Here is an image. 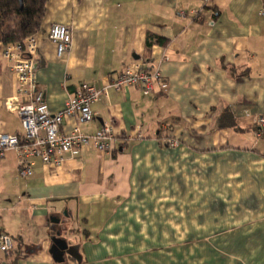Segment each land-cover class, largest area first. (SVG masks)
<instances>
[{"label": "crops", "instance_id": "obj_1", "mask_svg": "<svg viewBox=\"0 0 264 264\" xmlns=\"http://www.w3.org/2000/svg\"><path fill=\"white\" fill-rule=\"evenodd\" d=\"M261 6L49 0L37 33V83L52 112L63 111L80 85L103 89L133 61L157 70L161 81L154 94L110 89L92 105L93 120L82 131L111 126L112 152L90 145L59 167L35 160L28 178L19 176L15 152L0 159V231L19 244L16 256L0 255V264H56L51 218L65 213L62 236L82 257L66 264H264ZM53 24L72 32L63 60L48 38ZM3 49L0 133L22 135L21 118L6 107L19 84ZM226 112L235 127L222 123ZM75 125L65 123L62 133Z\"/></svg>", "mask_w": 264, "mask_h": 264}, {"label": "built area", "instance_id": "obj_2", "mask_svg": "<svg viewBox=\"0 0 264 264\" xmlns=\"http://www.w3.org/2000/svg\"><path fill=\"white\" fill-rule=\"evenodd\" d=\"M207 2V0H206ZM264 17V0L260 9ZM49 40L55 44L57 57L63 60L72 48L71 29L62 24H53L48 32ZM38 34L29 36L21 43L4 46L2 57L9 68L17 74L18 92L14 100L6 102L7 109L21 118L23 134L0 133V159L8 152H15L18 159V174L22 178L33 175L35 160L45 166L59 167L69 157L92 145L96 150L112 152L115 142L113 129L104 125L93 135L82 131V126L93 120L92 105L101 97L108 98V91L139 87L146 94H154L161 78L157 70L149 71L146 64L133 61L103 89L93 84H82L60 112H52L45 103L44 92L38 88ZM165 91L166 84L159 85ZM75 120L70 134L62 133L65 123ZM257 137L264 136V116L257 122ZM170 148L179 145L177 141H167ZM18 242L10 234L0 231V255L13 257L18 254Z\"/></svg>", "mask_w": 264, "mask_h": 264}, {"label": "trees", "instance_id": "obj_3", "mask_svg": "<svg viewBox=\"0 0 264 264\" xmlns=\"http://www.w3.org/2000/svg\"><path fill=\"white\" fill-rule=\"evenodd\" d=\"M48 1L0 0V44L5 46L21 43L29 36L37 34L46 16ZM153 38V36L148 37L147 42L150 47ZM157 43L162 46L167 44L161 38H158ZM148 70L152 71L150 68ZM221 120L229 127L236 126L229 112H226Z\"/></svg>", "mask_w": 264, "mask_h": 264}, {"label": "water", "instance_id": "obj_4", "mask_svg": "<svg viewBox=\"0 0 264 264\" xmlns=\"http://www.w3.org/2000/svg\"><path fill=\"white\" fill-rule=\"evenodd\" d=\"M64 215L67 216L68 214L65 213ZM51 223L59 224L60 219L51 218ZM62 235V231H56L50 239V255L52 256L54 262L56 264H66L67 259L71 258L80 263L82 261V257L79 252V246L70 245Z\"/></svg>", "mask_w": 264, "mask_h": 264}, {"label": "rangeland", "instance_id": "obj_5", "mask_svg": "<svg viewBox=\"0 0 264 264\" xmlns=\"http://www.w3.org/2000/svg\"><path fill=\"white\" fill-rule=\"evenodd\" d=\"M67 218L65 216H60V223L59 224H54V223H51L52 224V230L54 232L56 231H61L63 229H65L66 225H67Z\"/></svg>", "mask_w": 264, "mask_h": 264}]
</instances>
